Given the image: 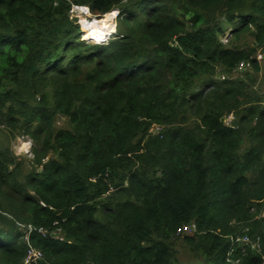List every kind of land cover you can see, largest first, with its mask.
Instances as JSON below:
<instances>
[{"label":"trees","instance_id":"16d2710c","mask_svg":"<svg viewBox=\"0 0 264 264\" xmlns=\"http://www.w3.org/2000/svg\"><path fill=\"white\" fill-rule=\"evenodd\" d=\"M74 5L119 9L122 31L81 39ZM227 24L264 50V0H0V120L35 141L38 167L19 179L0 152V264L30 247L37 264H178L191 223L194 264H263L264 99L215 77L261 67L221 41Z\"/></svg>","mask_w":264,"mask_h":264},{"label":"rangeland","instance_id":"374dc122","mask_svg":"<svg viewBox=\"0 0 264 264\" xmlns=\"http://www.w3.org/2000/svg\"><path fill=\"white\" fill-rule=\"evenodd\" d=\"M193 10L188 7H184L180 10V15L183 19L188 20L192 14ZM119 9H114L110 13L103 15L100 19L92 16L86 7L84 6H72L69 15L71 19H76L80 26V31L83 33V25L85 23H93L92 29L106 28L104 23L111 19V24H109L110 33L106 36H95L97 40H90L91 35L94 36L93 32L86 31L82 38L83 40L89 41L91 44H97L109 41L112 39L114 35L119 34L122 31V26L119 22ZM111 17V18H110ZM232 30L231 25H225V33L220 35L221 41L228 45L229 41H232L233 45L243 48L246 51L255 49V51L251 54V58L258 61L261 69L259 71H255L253 66L248 63L244 68L239 69L238 67L234 68V70L227 74V71L217 68L215 77L219 79L232 78L242 80L247 88L255 93H257L260 97L264 99V71L262 67L264 66V50L261 47H257L253 44V39L249 34L241 35L238 40H235L233 35L230 34ZM223 122L227 126L237 127L239 124V116L235 112H231L226 114L223 117ZM244 128L247 130L252 127V124L244 125ZM53 128H68V122L66 117L63 115L57 114L53 119ZM161 131V127L152 126L150 128L151 134H156ZM245 143L243 147L248 146L247 138L244 139ZM36 147L35 141L28 135L20 134L17 129H13L9 127L7 124L0 120V152L4 153L7 158L13 161L19 167V179H23L24 176L31 172L33 169L38 168L36 164H34V155L33 149ZM131 168L135 169L136 164L131 163ZM20 230H25V226L16 224L15 225ZM195 232V228L193 224H188L180 232L176 233V240L174 241V251L177 258L178 264H194L201 261L200 255L194 251H191L183 242L182 237L184 235H191ZM52 235L60 236V231L54 230Z\"/></svg>","mask_w":264,"mask_h":264},{"label":"built area","instance_id":"2783aa9c","mask_svg":"<svg viewBox=\"0 0 264 264\" xmlns=\"http://www.w3.org/2000/svg\"><path fill=\"white\" fill-rule=\"evenodd\" d=\"M248 63L249 62H241V63H239V65L237 67L239 69H242L246 65H248ZM184 227L185 226H183L182 228H184ZM182 228L178 229V232H180L182 230ZM236 241L237 242H240L242 244H248V242H249V240H248L247 237L238 238ZM254 246H252V247H254ZM41 257H42V254H41V252L38 249H35V248H31L30 247L27 250L26 257H25V260H24V264H37L38 260L41 259ZM263 264H264V254H263Z\"/></svg>","mask_w":264,"mask_h":264},{"label":"bare ground","instance_id":"6f19581e","mask_svg":"<svg viewBox=\"0 0 264 264\" xmlns=\"http://www.w3.org/2000/svg\"><path fill=\"white\" fill-rule=\"evenodd\" d=\"M111 22H112L111 19H108V21H106L104 23L106 28H103V29H99V28L91 29V31L94 30V36L91 35L90 40H97L96 38H94L95 36H101L102 37V36L108 35L110 33L109 24H111Z\"/></svg>","mask_w":264,"mask_h":264},{"label":"clouds","instance_id":"9594fccd","mask_svg":"<svg viewBox=\"0 0 264 264\" xmlns=\"http://www.w3.org/2000/svg\"><path fill=\"white\" fill-rule=\"evenodd\" d=\"M83 35V33L81 32V36Z\"/></svg>","mask_w":264,"mask_h":264}]
</instances>
